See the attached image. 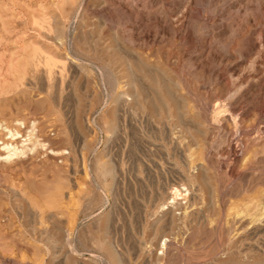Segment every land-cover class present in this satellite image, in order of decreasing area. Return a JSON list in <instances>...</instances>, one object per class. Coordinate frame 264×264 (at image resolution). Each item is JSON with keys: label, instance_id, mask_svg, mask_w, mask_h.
<instances>
[{"label": "rangeland", "instance_id": "obj_1", "mask_svg": "<svg viewBox=\"0 0 264 264\" xmlns=\"http://www.w3.org/2000/svg\"><path fill=\"white\" fill-rule=\"evenodd\" d=\"M5 129L0 264H264V0H0Z\"/></svg>", "mask_w": 264, "mask_h": 264}, {"label": "bare ground", "instance_id": "obj_2", "mask_svg": "<svg viewBox=\"0 0 264 264\" xmlns=\"http://www.w3.org/2000/svg\"><path fill=\"white\" fill-rule=\"evenodd\" d=\"M4 132H5L6 141L4 143H1L0 146V151L2 152L0 156V160L4 162H10L13 159L24 156L26 152L30 150V148H27L26 145H24L23 143H21L20 145L13 144V142L18 138V134L16 131L5 129ZM172 194H176V193H172ZM115 260H117V258H115ZM113 264H118V263H113Z\"/></svg>", "mask_w": 264, "mask_h": 264}]
</instances>
